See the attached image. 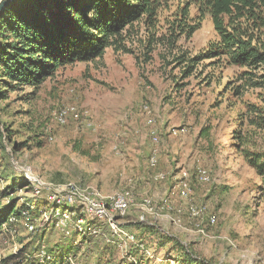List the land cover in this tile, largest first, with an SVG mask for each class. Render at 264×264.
<instances>
[{
    "label": "rangeland",
    "instance_id": "374dc122",
    "mask_svg": "<svg viewBox=\"0 0 264 264\" xmlns=\"http://www.w3.org/2000/svg\"><path fill=\"white\" fill-rule=\"evenodd\" d=\"M11 1L0 0V11ZM184 1L166 0L160 34ZM189 14L195 16L194 6ZM124 36L126 53L109 48L93 62L60 68L37 90L0 85V209L9 199L32 205L35 218L49 208L45 194L36 199L27 187L21 171L29 168L48 184L93 186L104 194L130 189L137 205L152 198L158 216H147L151 225L134 224L138 215L132 212L139 210L131 209L119 224L135 234L133 242L113 238L102 222L93 223L101 233L96 236L72 229L73 220L68 236L51 228L31 235L18 219L14 233L0 235V264H39L41 251L52 264H264L261 179L232 147L240 122L243 132L254 130L239 115L247 104L264 108V94L245 90L235 96L241 71L212 61L181 80L184 64L172 57H193L206 48L214 37L208 17L171 54L159 45L145 57L141 23ZM203 127H210L207 139L198 137ZM253 137L259 143L264 132ZM133 153L135 172L125 182ZM198 169L207 171L208 183L196 182ZM157 173L165 179L155 180ZM181 182L190 188L186 199ZM163 200L170 209L160 210ZM190 207H204L214 225L204 220L198 232ZM175 216L178 225L171 222Z\"/></svg>",
    "mask_w": 264,
    "mask_h": 264
},
{
    "label": "trees",
    "instance_id": "16d2710c",
    "mask_svg": "<svg viewBox=\"0 0 264 264\" xmlns=\"http://www.w3.org/2000/svg\"><path fill=\"white\" fill-rule=\"evenodd\" d=\"M165 4L166 0H13L0 11V85L37 90L60 68L93 62L109 48L126 53L124 34L134 24L141 23L146 31L145 57L159 45L171 54L177 41L191 38L208 17L214 37L206 48L193 57H172L179 66L184 64L181 80L192 76L202 62L212 61V65L241 71L235 96L254 90L261 98L264 0H185L172 13L171 21L164 20L167 26L160 34L159 18ZM191 6L196 9L194 17L189 14ZM4 94L0 91L1 96ZM239 117H246L254 130L243 132L240 122L239 129L232 133V147L261 179L257 189L264 202V138L259 143L253 140L257 133L264 132V108L247 104L246 112ZM209 132L210 127H203L198 137L207 139ZM155 164V160L150 162L151 166ZM23 209L24 205L9 199L0 209V229L9 217L19 219ZM174 248L188 257L181 245L175 243ZM61 259L58 257V261Z\"/></svg>",
    "mask_w": 264,
    "mask_h": 264
},
{
    "label": "built area",
    "instance_id": "2783aa9c",
    "mask_svg": "<svg viewBox=\"0 0 264 264\" xmlns=\"http://www.w3.org/2000/svg\"><path fill=\"white\" fill-rule=\"evenodd\" d=\"M154 168V167H152ZM27 187L30 188L32 196L41 199L45 194V199L49 205L47 210L40 212L41 216L34 217L33 206H26L21 210L19 220L23 224L28 234L35 235L39 230L59 229L69 235V231L65 230L68 223L72 220L74 228L77 232L85 236H96L101 234L99 229L93 226L94 222H102L113 238L124 239L126 242H133L136 238L135 234L125 230L119 222L125 219L133 207L139 210L137 218L133 222L138 225H151L147 220V216L153 217L157 215V208L152 198H143L137 205L136 199L130 189H121L112 194H104L96 187H81L73 183L64 185L48 184L42 181L38 176L34 175L31 169L25 168L21 171ZM155 180H164L163 173H157L153 177ZM195 180L199 184H206L210 181L209 174L204 169H198ZM181 197L188 198L190 188L186 182H181ZM168 202L162 201L160 210H168ZM189 214L197 223L195 224L197 231L203 229L201 225L205 220L211 226L214 225L215 219L206 216L204 207H190ZM158 216V215H157ZM174 225L180 224L179 216L171 219ZM18 223L15 217H9L7 222L2 225L0 235L12 234L13 227ZM39 264H52V258L45 255L44 251L36 255Z\"/></svg>",
    "mask_w": 264,
    "mask_h": 264
},
{
    "label": "crops",
    "instance_id": "0c3cea01",
    "mask_svg": "<svg viewBox=\"0 0 264 264\" xmlns=\"http://www.w3.org/2000/svg\"><path fill=\"white\" fill-rule=\"evenodd\" d=\"M136 153H133L132 155H127L128 157V163H129V166L127 167V173L128 174H126L125 173V176L127 177L126 179H125V182L127 181V182H130V178L128 177L131 173H133V172H135V170L134 169H130V167H132L131 165H130V163L132 164V162L134 163H136ZM131 156V157H130ZM155 157V156H154ZM155 166V165H154ZM154 166H151V167H154ZM135 210H137V209H135ZM139 212H137V211H135L134 212V210H133V212H132V214H138ZM132 216V215H131Z\"/></svg>",
    "mask_w": 264,
    "mask_h": 264
},
{
    "label": "bare ground",
    "instance_id": "6f19581e",
    "mask_svg": "<svg viewBox=\"0 0 264 264\" xmlns=\"http://www.w3.org/2000/svg\"><path fill=\"white\" fill-rule=\"evenodd\" d=\"M63 114H60V117H62ZM156 139V138H155ZM155 160V157H153L152 161Z\"/></svg>",
    "mask_w": 264,
    "mask_h": 264
},
{
    "label": "water",
    "instance_id": "95a60500",
    "mask_svg": "<svg viewBox=\"0 0 264 264\" xmlns=\"http://www.w3.org/2000/svg\"><path fill=\"white\" fill-rule=\"evenodd\" d=\"M6 3L4 2V3H2V5L1 6H3V5H5ZM1 8V7H0Z\"/></svg>",
    "mask_w": 264,
    "mask_h": 264
}]
</instances>
